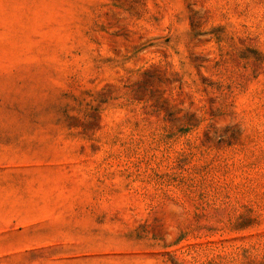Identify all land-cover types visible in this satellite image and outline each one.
<instances>
[{
  "label": "rangeland",
  "instance_id": "1",
  "mask_svg": "<svg viewBox=\"0 0 264 264\" xmlns=\"http://www.w3.org/2000/svg\"><path fill=\"white\" fill-rule=\"evenodd\" d=\"M0 264H264V0H0Z\"/></svg>",
  "mask_w": 264,
  "mask_h": 264
}]
</instances>
